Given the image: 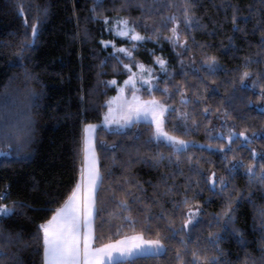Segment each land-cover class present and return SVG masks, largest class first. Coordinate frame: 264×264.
<instances>
[{"label":"trees","instance_id":"obj_1","mask_svg":"<svg viewBox=\"0 0 264 264\" xmlns=\"http://www.w3.org/2000/svg\"><path fill=\"white\" fill-rule=\"evenodd\" d=\"M158 4L164 5L160 13H154L151 20H147L149 27L146 29L144 14L137 6L140 3L150 4L152 0H103V8H97V13L108 16L111 21L115 18L128 17L136 22L137 31L141 34H150L152 24L161 27L164 35H169L168 29L161 26V17L175 14L182 18V7L184 0H157ZM196 7L195 14L201 18V23L205 28L198 29L195 33L188 32L181 23L180 28L183 35L188 36V43L191 45L189 52L177 48V52L183 53L188 72L185 77L181 73V67L177 63V56L173 47L163 39L157 44L155 41L140 42L137 51L134 53L139 61L147 64H154L153 55L147 51L154 50L156 56H161L168 61L167 68L169 76L160 78V87L164 86V81H168V86L173 95L169 98L163 92L156 90V98L165 100L179 111L173 113L170 120H166L165 128L174 135L182 136L184 139L195 142L196 147H191L182 154L181 159L192 156L193 159H200L201 166L207 170H215L218 174H227L226 167L222 164V155L215 150H201L200 146L225 143L222 140L212 139L218 133L227 134L229 127H233V121L237 131L244 127L259 130L264 126V117L259 114V108L264 106V100L259 98L258 89H249L246 95L254 101L250 113L253 119L242 120L232 109L231 119L225 124L222 113L205 116L202 113L204 104H196V97L193 95L192 85H199V77L208 79V105L219 107V102L224 100L226 92L231 91V85L227 81L238 76L239 71H243V57L254 56L260 44L259 33L253 34V23L245 25L243 21H238L241 27L247 28V34L233 31L231 23V10L225 12L221 7L223 0H193ZM240 7L239 16H247L248 6H258L259 0H232ZM96 0H0V96L5 93L17 100L15 105H10L7 110L0 108V121L8 120L12 124L23 126L30 118L34 131L33 142L28 148L29 155L21 159L15 154L0 155V191L6 187L10 191V196L6 203L12 201H22L29 205L27 209L18 210V213L5 219L0 224L3 228L13 231H21L25 239L30 233L35 231V224L41 218H47L50 212H33L31 208L58 207L70 194L80 177V168L83 164L82 139L83 128L87 123L100 122L103 118L105 102L117 93L118 84L127 79L126 70L118 64L115 57H111L113 52L111 46L104 48L101 41L115 40L117 43H124L126 39L116 37L107 30V26L100 19H87L93 16L91 9ZM168 3H174L175 7L168 8ZM23 8L24 16L19 14L17 6ZM123 5V8L121 7ZM37 6L48 8L47 19L39 26V34L32 46L25 50L23 64L34 74L35 78L26 80L24 77V67L17 63V53L20 52L22 41L31 42L30 27L36 23V17L43 19L42 13L37 11ZM117 9H121L117 11ZM26 17V19H25ZM79 21V23H78ZM85 27L87 35H85ZM209 45L201 50L193 43ZM231 38V39H230ZM240 51H236V49ZM204 53L215 55L225 71L219 72L215 77H208L206 70L201 67V60ZM189 55H194L195 64L188 61ZM123 58V57H122ZM125 63L131 61L125 59ZM193 67L200 69L197 73ZM264 69V64L253 63L249 70L256 71ZM175 73L170 79L169 77ZM115 79L117 85H106L104 81ZM215 80V85L212 81ZM173 81L183 82L188 86L186 96L188 104L181 103V97L172 86ZM223 82V85H222ZM222 85V86H221ZM220 86L218 94H213L212 88ZM30 90L41 94L38 106L30 99ZM144 98H150L148 92L143 89L141 92ZM84 96L81 101L80 96ZM224 107H228L227 101ZM238 107L244 108L243 103ZM188 112L191 116L188 123L190 130L185 134L182 123L178 122L179 112ZM192 120L196 124H192ZM152 128L145 122L138 123L127 135L103 128L96 130L97 145L96 151L99 154V168L103 176V199L104 211L102 215L109 221L104 229V240H116L123 236L134 235L143 232L145 239H154L155 232L160 231L162 236L167 232L162 227L166 221L160 218L162 211L168 212L177 221L179 228L181 215L173 212L175 201L183 197L185 176L189 174L187 164H182L184 175L179 174L175 164H170L165 159L163 164L155 167L146 163V159H151L157 153L162 152L167 156L171 149L164 143H157L152 140ZM111 145H118L114 151H105L100 146V140ZM241 140H237L232 147L236 151L229 152L237 159L243 158L249 161L250 153L246 148L240 147ZM250 147H255L257 153L264 148V139L255 141ZM0 149L8 152L7 141L3 131L0 129ZM139 157V158H138ZM207 158L201 159V158ZM260 156H257V161ZM208 161H211L209 163ZM176 172L174 179H169V184H175L176 190L168 195L164 194V187L161 182L167 173ZM132 180V184L125 183ZM142 186L144 191H139L136 182ZM248 177L240 169L236 175L234 186L246 195L248 188ZM203 193L196 197V200L203 206L205 221H211L212 215L219 213L223 209V199L220 196H213L203 184ZM130 189L135 192L140 200L133 202L128 198L131 205L129 211H124L118 207L116 200L112 198L115 191L117 198L125 194V190ZM256 194L252 197L253 202L245 199L236 205L237 222L236 227L243 232L241 243L238 237L232 236L221 243L226 259L230 264H244L248 259L246 253L259 258V249L264 245V233L261 232V220L259 209L264 207V200L261 199L256 185L252 188ZM191 196V193H188ZM56 197V203L49 205V200ZM206 202V201H209ZM26 213L21 214V213ZM122 213V215H121ZM131 215L136 221L129 225L124 220L125 216ZM151 217V219H148ZM152 225V231H148V225ZM114 226V227H113ZM211 231H217L212 228ZM209 233L207 224L201 225L198 235L189 238L185 233L173 240L165 239L168 245L166 254H161L152 258H141L136 264H177L173 259L174 249L183 251L184 245L181 239L188 241L189 247H200L198 241H204ZM206 244V241H204ZM16 249L13 248V251ZM20 258L24 264H41V252L32 249L20 251ZM187 259V257H186Z\"/></svg>","mask_w":264,"mask_h":264},{"label":"snow or ice","instance_id":"obj_2","mask_svg":"<svg viewBox=\"0 0 264 264\" xmlns=\"http://www.w3.org/2000/svg\"><path fill=\"white\" fill-rule=\"evenodd\" d=\"M144 14L145 22L143 26L149 27L147 20H151L154 13H160L164 5L158 4L157 0H152V3H140L137 5ZM123 8V5L121 6ZM168 8L175 7L174 3H168ZM182 18H178L175 14H170L161 17V26L168 29L169 35H164L161 32V27L156 26L155 21L152 24L150 34H141L137 31L136 22L128 17L117 18L111 21L108 16H102V13H97V8H103V0H96L91 12L92 17L87 19H100L107 26V30L113 33L116 37L127 38L132 42V47L117 46L115 40L101 41L104 48L112 47L113 52L111 57H115L122 69L127 72V79L123 81V87H118V94L111 97L105 102L107 111L103 115V120L100 124L87 123L84 125V136L82 139L83 147L81 151L84 154L85 164L81 165L79 181L71 190L70 194L64 199L58 207L46 208H31L33 212H50L51 215L47 218H41L39 223L35 224V231L30 233L25 239L23 232L13 231L3 228L0 224V264H24L20 258V251L32 249L41 252V264H136V261L141 258H152L166 254L168 245L165 244V239H176L180 233H185L189 238L198 235L202 224H207L209 233L204 237V241H198L200 247H189L188 241L181 239V244L184 245L183 251L174 249L175 255L173 259L177 264H230L226 259V254L221 247V243L226 239L235 236L238 237L241 243L243 241V232L236 227L237 222V207L239 203L247 199L252 201V197L256 194L252 190L253 185L257 186L261 199L264 200V148L260 153H257L255 147H250L255 141L264 139V126L259 130L249 129L244 127L243 130L237 131L235 122L233 127H229L227 134L224 132L218 133L212 139L222 140L225 143L213 146L208 144L200 146L201 150H215L222 155V164L227 169V174H218L215 170H205L200 163V159H193L192 156H187L186 159H181L182 154L186 153L191 147H196L195 142L184 139L182 136L174 135L166 130L165 122L170 120L173 113L179 110L167 102L155 97L154 92L159 90L169 98L173 95L168 86V81H164V86L160 87L161 81L159 76L154 74V70L146 66L143 62L136 59L134 53L137 51V42L155 41L157 44L160 40L168 42L172 45L173 51L177 56V63L181 67V73L187 77L188 72L184 71L186 67L183 53L177 52L176 49H184L189 52L191 45L188 43V36L183 35L180 28L181 23L188 32L195 33L198 29L205 28L206 25L201 23V18L195 14V3L193 0H184L181 5ZM223 10L227 12L231 10V23L233 31L237 33L247 34V28L241 27L238 21H243L245 25L253 23L252 33H259L260 44L254 56L243 57V71L239 75L228 80L227 84L231 85V91L226 92L224 100L220 101L219 107H211L208 105V79L199 77V85H192L194 89L193 95L196 97V104L206 105L201 110L205 116H210L216 113H222V119L227 122L232 118L229 108L235 112L242 120L253 119L250 115L254 101L247 95L249 89H258L259 98L264 100V69L256 71L249 70V66L253 63L264 64V0H259L258 6H248L249 13L247 16H239L240 7L233 3L232 0H223L221 5ZM19 14L24 16L22 6L18 5ZM121 9H117L119 11ZM37 11L42 13L43 19L36 17V23L26 25L30 27L31 42L22 41L20 52L17 53V63L24 67V77L26 80L35 78L27 67L24 66L25 50L30 48L35 43L39 34V26L47 19L48 8L46 6H37ZM26 19V17H25ZM79 23V21H78ZM85 35L87 28L85 27ZM193 43L201 50L209 47L207 44L197 43L195 37H192ZM231 39V38H230ZM157 64L162 70V75L169 76L167 64L168 61L161 56H156L154 50H149ZM240 51V49H236ZM123 57V58H122ZM127 59L131 63H125ZM188 61L191 65L195 64L194 55H189ZM201 67L206 70L208 77H215L219 72L225 71L224 67L219 63L217 56L204 53L201 60ZM133 68L136 71H133ZM197 73L200 69L194 68ZM175 73L169 78L171 79ZM106 85H117L115 79L104 81ZM140 84V88L137 84ZM215 80L212 84L215 85ZM223 85V82H222ZM221 85V86H222ZM176 92L180 94L181 103L188 104L189 100L186 96L188 86L183 82L173 81L172 85ZM141 89H145L150 98L143 99L138 93ZM220 86L212 88L213 94H218ZM130 96V98H129ZM41 94L30 90V99L38 106V101ZM81 101H84V96H80ZM227 101L228 107H224V102ZM17 100L5 93L0 96V108L7 110L10 105H15ZM239 103L244 104V108L238 107ZM259 114L264 117V106L259 108ZM191 118L186 111L179 112L178 122L182 123L185 134H188L190 125L188 123ZM145 122L152 128V140L157 143H164L171 152L165 156L159 152L151 159H146V163H150L155 167L163 164L165 159L169 160L170 164H175L180 175H184L182 164H187L189 174L185 176V184L183 186L184 195L181 199L173 204V212L181 215L180 226L176 227L177 221L168 212L162 211L160 218L166 223L162 226L166 229L167 235L162 236L160 231L155 232L154 239H145L144 233H136L132 236H123L120 239L111 240L97 245V241L104 240V229L109 224V221L102 215L103 199L100 198L103 193V176L99 168V154L96 151L97 135L96 130L103 128L108 131H114L120 134L127 135L129 131L134 129L138 123ZM195 125L196 121L192 120ZM0 129L3 131L5 140L7 141L8 152L0 149V155L8 156L15 154L21 159L27 158L29 155L28 148L33 142L34 131L32 121L29 118L23 126L12 124L8 120L0 121ZM241 140L240 147L246 148L250 153L249 161L235 155L229 157V152H235L236 149L232 145ZM100 146L105 151H114L118 145L115 143L108 145L102 139ZM260 160L257 161V156ZM139 158V157H138ZM207 159V158H201ZM211 163V161H208ZM240 169H243L244 174L248 177V188L246 195L234 186L236 175ZM176 172L165 174L161 184L164 187V194L168 195L176 190V185L169 184L168 180L174 179ZM125 183L131 185L132 180H126ZM139 186V181L136 182ZM207 187L208 191L212 192L213 196H220L223 199V209L219 213L212 215L211 221H205L203 206L196 200V197L201 195L204 189L201 185ZM139 191H144L142 186L138 187ZM188 193L192 195L189 196ZM10 196V191L6 187L0 191V222L9 219L18 213V210L27 209L30 206L22 201H12L11 204L4 203ZM131 197L133 202L140 200V197L130 189L125 190V194L117 198L115 191L112 192V198L116 200L118 207L124 211H129L131 205L128 198ZM210 203L209 201H206ZM49 205L56 203V197L49 200ZM25 214L26 213H21ZM122 215V213H121ZM259 218L261 220L260 230L264 233V207L259 209ZM151 219V217H148ZM124 220L127 224L133 225L136 223L131 215L125 216ZM114 227V226H113ZM216 228L217 231H211ZM148 231H152V225H148ZM13 248L16 250L13 251ZM261 255L259 258L252 256L251 253H246L244 264H264V245L259 249ZM187 257V259H186Z\"/></svg>","mask_w":264,"mask_h":264},{"label":"rangeland","instance_id":"obj_3","mask_svg":"<svg viewBox=\"0 0 264 264\" xmlns=\"http://www.w3.org/2000/svg\"><path fill=\"white\" fill-rule=\"evenodd\" d=\"M116 19H117V18H115V20H116ZM124 39H126V42L121 43V44L115 42L116 45H117V46H124V47L131 48V47H132V42L129 41L127 38H124ZM139 43H140V42H137L138 45H139ZM141 62H143V61H141ZM143 63H144L146 66L152 68V69L154 70V74H156L157 76H159V78H161V77L163 76V75L161 74V73H162V70L160 69V67H159L157 64H155V63H154V64H147V63H145V62H143ZM133 71H136V69L133 68ZM116 87H117V88H118V87H123V83L118 84ZM137 87H138V88L141 87L139 83L137 84ZM142 90H143V89H141V91L138 93V95H140L143 99H149V98H144V97L142 96V94H141ZM117 94H118V91H117L116 94L111 95L108 99H110L111 97L116 96ZM129 98H130V96H129ZM108 99H107V100H108ZM164 101H165V100H164ZM165 102H166V101H165ZM104 111L106 112V111H107V108H106ZM105 112H104V113H105ZM104 113H103V115H104ZM102 120H103V118H102ZM102 120H101L100 122H97V124H100V123L102 122ZM93 124H95V123H93Z\"/></svg>","mask_w":264,"mask_h":264},{"label":"crops","instance_id":"obj_4","mask_svg":"<svg viewBox=\"0 0 264 264\" xmlns=\"http://www.w3.org/2000/svg\"><path fill=\"white\" fill-rule=\"evenodd\" d=\"M83 157H84V154H83ZM85 159L83 160V164H85ZM78 181H79V178H78ZM128 236H132V235H128Z\"/></svg>","mask_w":264,"mask_h":264},{"label":"built area","instance_id":"obj_5","mask_svg":"<svg viewBox=\"0 0 264 264\" xmlns=\"http://www.w3.org/2000/svg\"><path fill=\"white\" fill-rule=\"evenodd\" d=\"M4 203H6V201H4Z\"/></svg>","mask_w":264,"mask_h":264}]
</instances>
